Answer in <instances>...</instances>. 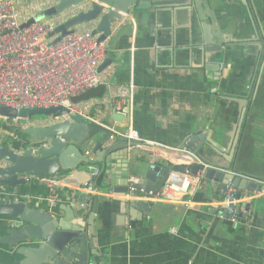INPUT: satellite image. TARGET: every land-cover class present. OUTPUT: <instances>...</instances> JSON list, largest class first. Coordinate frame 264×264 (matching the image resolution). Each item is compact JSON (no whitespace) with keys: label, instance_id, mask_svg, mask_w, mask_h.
Returning a JSON list of instances; mask_svg holds the SVG:
<instances>
[{"label":"crops","instance_id":"obj_1","mask_svg":"<svg viewBox=\"0 0 264 264\" xmlns=\"http://www.w3.org/2000/svg\"><path fill=\"white\" fill-rule=\"evenodd\" d=\"M56 1L18 0L19 10L26 18ZM196 1L135 9L124 14L108 36V53L114 56V61L100 72L105 84L87 90L73 101L99 122L107 120L113 130L126 132L132 125L142 140L154 141L166 148H186L193 138L197 140L192 143L199 145L200 136L205 139L208 130L216 125L231 133L230 127L235 121L231 110H235L237 100L229 102L227 96L239 98L247 94L255 77L253 57L259 43L252 39L254 25L247 6L241 0H230L224 5L225 12L233 15L239 32L222 43L223 49L216 55L214 62L224 63V68L207 70L206 58L211 54L205 56L203 52L204 27L212 20H201L204 0H199L198 6ZM220 17L227 20L224 13ZM80 27L93 29L89 23ZM217 75L220 78L215 81ZM120 85L135 89L122 110L124 113L116 112L112 105L114 92ZM214 86L217 92H212ZM114 113L118 114V121L113 118ZM45 117L20 119L16 124L2 120L5 136L11 133L5 140L20 153L26 148L37 150L49 145V142H41L40 146L30 143V135L24 132L30 126L54 122L52 116ZM119 137L114 133L111 143H117ZM224 140L228 141L229 137L225 136ZM263 148L264 139L253 133L242 154L243 163L260 168ZM133 149L140 153L137 160H121V151H113L108 176L101 171V163L82 162L80 168L91 172L98 183L106 182V178L113 181L111 190L107 185L103 190L85 186L78 190L59 186L60 177L42 179L27 174L21 176L25 183L0 186L3 195L0 202L24 201L41 212L60 217L63 207L82 199L80 191L89 193L88 199L97 197V211L83 227L98 252L96 264H104L102 258L106 264H264V196L245 198L243 201H252L251 213L236 222L228 216H219L223 200L212 197L213 190L206 181L186 197V202L155 201L147 218L140 211L135 216L127 213V201L143 199L132 197L129 190L124 193V179L120 174L130 170L134 161L143 167L166 166L168 157L162 149L145 150L136 145ZM83 153L91 160L98 159L92 146L84 147ZM172 157V162L190 165L187 158ZM132 179L136 181L137 176L131 175L129 181ZM21 226L18 219L0 215V238L8 229ZM7 251V244L0 240V262L13 261Z\"/></svg>","mask_w":264,"mask_h":264},{"label":"water","instance_id":"obj_2","mask_svg":"<svg viewBox=\"0 0 264 264\" xmlns=\"http://www.w3.org/2000/svg\"><path fill=\"white\" fill-rule=\"evenodd\" d=\"M190 1L58 0L32 17L23 27L43 18L64 13L71 8L80 7L75 14L56 28V32L65 36L73 32L78 25L93 23V34L99 36V41H104L111 34L115 23L132 10L188 4ZM241 1L247 6L254 25L252 39L255 43H259L254 50L253 83L245 96L239 98L227 96L229 102L237 100V105H234L235 110H231V113L235 114V121L230 127L231 133L226 132L223 126L216 125L208 130L205 139L203 135L200 136L199 145L192 143L197 138H193L187 144V148L193 150L207 165L203 168L200 164H195L193 171L196 172L200 167L204 169L203 183L206 181V184L212 188V197L224 200L228 185L233 182L236 190L232 193L234 198L230 200V205L236 207L240 217L249 215L252 210V201L243 200L251 197L255 191L264 189V184L261 183L264 182V159L262 165H259L260 168L256 169L243 163L242 160V154L253 133L259 134L261 140L264 139V61L260 63L264 50V0ZM228 3L230 0H204V14L199 11L203 22L208 18L212 20L204 27L206 39L203 46L204 55L211 54L206 58L208 64L205 66L210 71L224 68V63L221 62L222 66L221 63L214 62L216 55L223 49L221 44L233 39L239 32L233 15L225 12L224 5ZM195 4L198 6L199 0ZM221 13L225 14L227 20L221 19ZM113 61L114 56L108 53L98 71H104ZM63 110H65L63 107H50L18 111L10 107H2L1 113L15 118L58 115ZM113 118L118 121V114L114 113ZM111 128L112 125L107 120L103 123L94 122L76 114L71 115L67 121L46 126L34 125L24 129V132L31 137L30 143L40 146L41 142H49V145L41 146L37 150H34L35 147L26 148L20 153L0 138V186L25 183L26 180L21 176L33 174L42 179L60 177L59 186L66 185L78 190H82V186L86 189L103 190L105 185L111 190L113 181L106 178V182L98 183L91 172L80 168L82 162L91 165L101 163V171H105V176H108L110 162L113 161L110 155L117 149L121 151V160L138 159L140 153L133 149L139 143L138 140L121 136L117 143H111L113 139L111 136L114 133ZM100 134L103 136L98 138ZM225 136L229 137L228 141L224 140ZM232 136L233 143L229 145ZM86 146L93 147L97 160H91L83 153V148ZM129 168L130 170L120 174L124 179L122 185L124 193L127 192L131 182L136 190L132 197L139 198L144 193L148 199L161 192L170 170L169 166L161 164L155 167H143L139 161L132 162ZM180 169L185 168L180 167ZM131 175L137 176L136 181H129ZM89 195L80 191L82 199L69 207H63L64 213L60 217H54L48 211L41 212L37 208L28 206L24 201L0 202V215H10L12 219H18L22 223L20 228H10L7 234L0 238L2 243L7 244L9 250L7 253L13 259L12 262H0V264H96L98 252L90 236L83 231L85 223L90 221L98 206V198L88 199ZM148 199L127 201L126 212L135 216L136 212L140 211L147 218L154 204ZM234 199L242 202L235 204ZM82 207H86L87 210H83ZM231 214L232 212H227L225 206H222L219 212V216L230 217ZM102 261L106 264L103 258Z\"/></svg>","mask_w":264,"mask_h":264},{"label":"built area","instance_id":"obj_3","mask_svg":"<svg viewBox=\"0 0 264 264\" xmlns=\"http://www.w3.org/2000/svg\"><path fill=\"white\" fill-rule=\"evenodd\" d=\"M76 12L77 9L71 8L64 13L51 18H43L23 27L38 13L24 18L19 10L18 0H0L1 139L5 140L4 137L11 134L5 136L6 131L1 125L2 120H11L16 124L20 119L26 121L30 119V116L15 118L5 116L1 113L2 107H10L18 111L63 107L65 110L60 114L51 115L53 123L67 121L71 115L76 114L84 116L89 121L99 122L77 105L73 99L89 89L105 84V79L98 70L108 56V37L104 41H99V36L93 34L91 27L84 28L80 27L81 25L65 36L57 33L56 28ZM89 24L94 26L93 23ZM219 78L220 75H217L214 80L217 81ZM134 91L133 86L120 85L116 88L112 98V105L116 112L124 113L122 110L125 109V104L133 96ZM212 92H217L215 86L212 87ZM113 129L111 128L120 136L138 140L139 143L136 146L140 149L152 151L162 149L168 155L166 166H169L170 170L161 192L150 199L144 193L139 198L153 202H186V197L193 194L203 183L204 169L200 167L194 172L193 165L200 164L203 168L207 165L193 150L187 147L166 148L154 141L142 140L132 125L126 132ZM11 137L15 136L12 134ZM172 156L187 158L190 165L172 162ZM155 166L152 165V167ZM180 167L185 169L181 170ZM261 183L264 184V182ZM128 187L129 194L132 196L136 190L131 182ZM235 190L233 182H230L224 200L221 201L227 212H232L229 218L233 222L240 218L236 207L230 205V200L234 198L232 193ZM256 196H264V189L255 191L251 195L252 198ZM2 197V192H0V200ZM234 202L237 204L239 200L234 199Z\"/></svg>","mask_w":264,"mask_h":264},{"label":"rangeland","instance_id":"obj_4","mask_svg":"<svg viewBox=\"0 0 264 264\" xmlns=\"http://www.w3.org/2000/svg\"><path fill=\"white\" fill-rule=\"evenodd\" d=\"M45 119L47 117H45L44 115H37V116H31L29 120H36V119Z\"/></svg>","mask_w":264,"mask_h":264},{"label":"flooded vegetation","instance_id":"obj_5","mask_svg":"<svg viewBox=\"0 0 264 264\" xmlns=\"http://www.w3.org/2000/svg\"><path fill=\"white\" fill-rule=\"evenodd\" d=\"M264 61V50H263V52H262V54H261V60H260V63H262Z\"/></svg>","mask_w":264,"mask_h":264}]
</instances>
